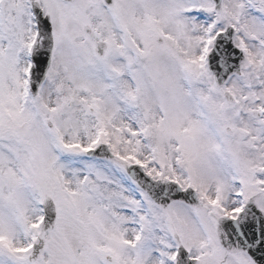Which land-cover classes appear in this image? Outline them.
Here are the masks:
<instances>
[{
    "label": "snow or ice",
    "instance_id": "snow-or-ice-1",
    "mask_svg": "<svg viewBox=\"0 0 264 264\" xmlns=\"http://www.w3.org/2000/svg\"><path fill=\"white\" fill-rule=\"evenodd\" d=\"M0 264H264V0H0Z\"/></svg>",
    "mask_w": 264,
    "mask_h": 264
}]
</instances>
